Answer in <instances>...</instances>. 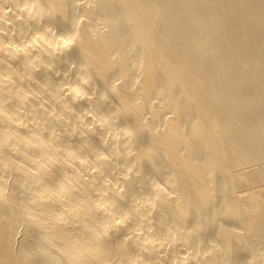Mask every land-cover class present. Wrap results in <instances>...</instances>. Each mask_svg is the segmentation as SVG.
Instances as JSON below:
<instances>
[{"label": "bare ground", "instance_id": "obj_1", "mask_svg": "<svg viewBox=\"0 0 264 264\" xmlns=\"http://www.w3.org/2000/svg\"><path fill=\"white\" fill-rule=\"evenodd\" d=\"M0 264H264V0H0Z\"/></svg>", "mask_w": 264, "mask_h": 264}]
</instances>
